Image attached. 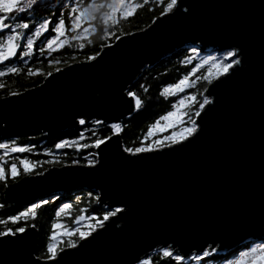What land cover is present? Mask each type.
<instances>
[{
  "label": "water",
  "instance_id": "1",
  "mask_svg": "<svg viewBox=\"0 0 264 264\" xmlns=\"http://www.w3.org/2000/svg\"><path fill=\"white\" fill-rule=\"evenodd\" d=\"M196 45L218 54L238 45L244 63L226 82L206 87L213 104L196 117L192 143L132 156L117 132L95 149V167L53 166L6 185L4 199L15 205L49 191H94L99 205L126 209L95 239L80 241L83 247L64 248L60 264H128L164 246L187 259L205 247L228 253L264 237V0H179L174 14L120 36L96 61L70 63L0 98V127L51 136L77 128L81 117L118 124L136 110L127 92L143 69ZM19 235L0 238L15 240L0 245V264H56L36 255V226Z\"/></svg>",
  "mask_w": 264,
  "mask_h": 264
},
{
  "label": "trees",
  "instance_id": "2",
  "mask_svg": "<svg viewBox=\"0 0 264 264\" xmlns=\"http://www.w3.org/2000/svg\"><path fill=\"white\" fill-rule=\"evenodd\" d=\"M74 0H41L42 6L38 9L34 16L29 20L33 25H38L43 19H51L52 16H60L64 13L66 23L70 27V22L67 20V10L70 3ZM97 3L102 0H96ZM142 7L138 12L128 20H122L117 26L112 27L109 24L107 27L111 29L113 35L105 36V25L103 20L98 18L95 21V32H89L87 39L72 40L70 37L73 35L71 31L67 32L63 39L66 41L65 47L56 51L49 52L45 49L43 53L40 49L44 47L46 38L49 33H44L41 37H37L34 40L33 53L30 57H13L10 61L4 62L0 65V71H4L5 75L0 77V98L6 97L9 93H20L27 89L40 85L48 73H53L56 69H60L70 63L76 61L86 60L88 55L95 54L101 51V43L107 45L113 43L116 39L115 36H122L124 34L139 31L147 27L152 21L153 17H158L160 12L163 11V4L167 3V0H161V3H157L156 0H150L145 6L143 0H138ZM107 11V9H105ZM32 15V14H27ZM35 29L33 28V31ZM51 35H55L51 33ZM26 39V38H25ZM84 46L81 47L80 45ZM191 47H182L167 57L161 59L159 63L152 67L143 69L138 78L130 85L128 92L131 91L136 97L141 99V108L137 109L127 118L120 121L121 128L118 132L121 133L122 142L124 147H139L143 141L145 144L151 143L155 139H163L170 130H179V126L175 129L171 128L167 130V133H152L149 134L148 129L150 125L155 124L159 117L166 115L173 109V105L179 102L180 99H184L190 95L196 96V101L192 104L191 109H185L187 112L183 119L187 121L188 115H194V111L198 108L199 102H202L203 95L206 87L209 85L202 79L203 75L207 72V68L198 69L190 77V81H195L194 84L185 88L182 92H174L173 94L164 93V88L174 85L179 80L191 72V69L195 67L203 57L201 50L196 52L192 51ZM23 49H19L21 51ZM191 58L190 60L188 58ZM183 61V63H182ZM52 62V63H50ZM17 67L20 69L18 73L12 74L7 72V68ZM29 69H32L36 74L30 75ZM39 69L38 72L36 70ZM197 77L201 79L197 80ZM94 121V120H93ZM93 121L86 122L85 125H78L77 128L72 130H64L56 135H47L40 131L32 130H2L0 127V142H12L15 141L21 145H27L31 151L25 153H11L5 157L8 164L17 163L19 165V158H27L29 160L38 162L33 170L34 174L43 173L47 169L53 166H63L72 164L73 160L79 161L78 164L87 163L86 157L96 158V155H90L95 153V148L91 145L95 139H100L105 136H111L113 131L111 124H94ZM172 133V132H171ZM60 141H68L69 143L63 149H56L55 144ZM88 144V148L78 149L77 145ZM2 154V150H0ZM23 173L22 167L19 168ZM24 175H21V177ZM17 181V180H16ZM15 182L10 177L6 182H0V219H7L12 215H18L20 212L25 211L29 206L28 203L21 205H15L13 203L6 202L3 196V191L7 184ZM91 193H73L61 196L57 194L55 197L58 199L52 200V197H47V205L42 206L37 210V218L33 219L31 215L27 220H19L17 224H12L10 221L7 224L0 225V231L6 228H15L17 226L28 227L35 225L38 229V249L36 255L40 258L46 259V245L49 243V237L51 236L53 229L52 224L56 223L59 219H66L70 224H75V218L81 216H95L96 219H102V214L105 211H110L104 206L99 205L95 199L97 193L94 191H88ZM79 198V199H77ZM68 201L72 205L67 214H62L61 217H56V209L59 208V203ZM33 203H37L32 201ZM83 210V211H81ZM87 220V219H85ZM91 221V220H90ZM94 221V220H93ZM85 227L82 226L83 230ZM68 237H63V240L58 247L66 248V241ZM251 243V242H250ZM250 243H245L236 249L228 253H215L210 257L216 259H225L237 253L241 248L248 246ZM148 256L155 257L159 260L158 253H150Z\"/></svg>",
  "mask_w": 264,
  "mask_h": 264
},
{
  "label": "snow or ice",
  "instance_id": "3",
  "mask_svg": "<svg viewBox=\"0 0 264 264\" xmlns=\"http://www.w3.org/2000/svg\"><path fill=\"white\" fill-rule=\"evenodd\" d=\"M150 0H143V4L146 6ZM157 3H161V0H156ZM47 0H45V4ZM179 0H167L166 4H163V11L160 12V16H167L168 14H174L178 11ZM42 6L41 0H0V65L4 62L10 61L13 57L19 55V57H30L33 53L34 40L37 37H41L44 33H49L46 38V43L40 52L43 53L45 49L49 52L59 50L65 47L66 41L63 39L66 33L71 31L73 35L70 37L72 40H83L87 39V34L95 32L94 27L95 21L100 18L103 20L105 27L104 35H113L111 29L107 27L111 24L112 27L117 26L122 20H128L133 17L138 10L142 7L138 0H102V2L97 3L96 0H74L70 3L67 10V20L70 22V27L64 18V13L60 16H52L51 19L45 18L38 25H33L29 22L32 16L35 15L36 11ZM107 9V11H105ZM189 9H184L187 13ZM32 14L27 15V14ZM156 18L153 17V23H155ZM33 28L35 29L33 31ZM54 33L55 35H51ZM130 34V33H129ZM26 38V39H25ZM115 39L119 40V36H115ZM81 47L84 45L81 44ZM104 47H111V44L101 43V51ZM227 50L223 51L219 55H206L201 58V60L195 64V67L191 69L187 75L183 76L178 83L170 85L164 88V93L173 94L174 92H182L185 88H188L195 81H190L189 77L195 73L198 69L207 68V72L203 75L202 79L207 82V84L212 85L213 82L224 83L230 79L236 72L239 71L240 67L243 66L242 52L243 49L238 45L226 46ZM19 49H23L18 52ZM193 52L197 49L193 48ZM101 55V52H96L95 54L88 55L86 57L87 63L96 61ZM191 59L190 57L188 58ZM52 63V62H50ZM183 63V61H182ZM61 71V69H56ZM20 71L17 67L7 68L8 73H18ZM39 69L36 70L38 72ZM29 74H36L32 69H29ZM5 72L0 71V77L4 76ZM49 76L52 73H48ZM197 80L201 77H197ZM3 87V85H0ZM9 95H19V93H9ZM129 97L135 100V106L137 109L141 108V99L136 97L131 91L127 92ZM203 95V93H201ZM196 101V96L190 95L184 99H180L178 104L182 107L177 108V105H173L177 108L176 111H170L166 115L159 117L155 124L150 125L148 132L153 133L154 129H159L161 127L160 122H166L163 126L175 129L179 126V130H173L171 135L165 136L162 140L155 139L151 143L145 144L143 141L139 147H125L123 151L132 156H139L140 154H149L156 151H160L164 148H169L173 151L177 150L178 147L182 148L185 143H192V141L199 135L200 124L198 123L196 117H200L201 113L205 110L206 106L213 104V100L206 95H203L202 102H199L198 108L194 111V115H188L187 121L182 119L184 115L187 114L185 109H191L192 104ZM80 125H85L86 120L84 118H79L77 121ZM94 124H102L101 120H94ZM111 129L113 133H117L121 125L117 123L111 124ZM111 137L105 136L100 139H95L91 145L92 148L99 149L101 145H105L106 141H110ZM69 142L60 141L55 144L56 149H63ZM88 144L77 145L78 149L88 148ZM0 182H6L10 177L13 181L18 180L21 175L31 176L33 174V169L38 162L29 160L27 158H19V165L15 162L8 164L5 157L9 156L11 153H25L31 151L30 147L27 145H21L12 142H0ZM95 156L96 154H90ZM87 160V167H95L100 163L99 159H89ZM79 161L73 160L72 164H78ZM23 169V173L19 171V168ZM38 175H43L38 173ZM91 196V193H89ZM58 199L57 197H52V200ZM79 199V198H77ZM99 201V196L95 197ZM48 200H40L37 203H32L25 211L20 212L18 215H12L7 217V219H0V225L7 224L9 221L12 224H17L19 220H27L28 216L31 215L33 219L37 218V210L42 206L47 205ZM72 205L69 203H63L56 209V217H61L62 214H67L71 209ZM83 211V210H81ZM126 209L123 207H116L113 210L105 211L102 214V219H96L95 216L88 217L89 220H94V223H88L86 230L81 228H70L65 227L62 223H53L52 229L54 230L49 237V243L46 245L47 260L56 261V264H60V260L63 259L60 256L61 253L65 252L63 247H58L61 243L63 237H68L66 241V247L68 249H78L83 247L80 241H87L89 237L95 239L93 235H99L98 229H104L106 222L112 217H117L118 214L125 213ZM122 218V217H120ZM85 220L84 216H77L75 218V223H80ZM35 227V225H32ZM26 227L17 226L15 228H6L0 231V238L14 237L16 239H23ZM15 240L7 241L0 239V245L4 243H14ZM219 249L216 247H205L200 253L195 256H189L187 259L199 261L200 264H204L205 258L213 256ZM234 259H225V264H264V237L259 238L258 242L250 243L247 247L239 250L238 253H233ZM146 258H141L138 254L133 255L128 264H183L186 259L185 255L177 254L171 246H164L159 248L157 260L155 257L147 256Z\"/></svg>",
  "mask_w": 264,
  "mask_h": 264
},
{
  "label": "rangeland",
  "instance_id": "4",
  "mask_svg": "<svg viewBox=\"0 0 264 264\" xmlns=\"http://www.w3.org/2000/svg\"><path fill=\"white\" fill-rule=\"evenodd\" d=\"M191 48H196L197 50L200 49L201 50V54L202 56H206V55H219L218 53H216L215 51H213L211 48H207V49H202V47L200 46H189ZM221 54V53H220ZM83 61H86V60H83ZM177 105V108H180L182 106H180L178 103H176ZM177 108H174L171 110V111H176ZM184 117V116H183ZM182 117V119H183ZM166 122L164 121H161L160 124H161V127L159 129H154L153 130V133H167V130L168 129H171V128H168V127H164L163 125L165 124ZM172 130H170V132L168 134H171ZM93 157H89V159H92ZM97 159V158H95ZM87 163H85L86 165ZM23 170V169H22ZM34 170V169H33ZM20 171V169H19ZM44 173V172H43ZM34 175V173L32 174ZM73 193H77V192H73ZM73 193H67V194H73ZM57 194L56 193H52V191H49V193L47 194H44V195H41L39 197H37L35 199V202H38L40 200H45L47 197H54L56 196ZM98 195V194H97ZM61 196H64L61 194ZM33 202H31L30 204H28V206H30ZM63 203H69L68 201H63L59 203L58 207L63 204ZM70 204V203H69ZM81 216H84L85 219L87 220H84L80 223H75L74 225L70 224L66 219H59L56 223H62L65 227H70V228H81L82 226H84L85 228L83 230H86L87 228V224L88 223H94L95 221L93 220H89L88 217H91V216H85V215H81ZM54 231V230H53ZM63 240V238L61 239V241ZM255 242H258V241H255ZM251 243H254V242H251ZM247 247V246H246ZM243 248H241L240 250H242ZM159 250V249H158ZM158 250H155L154 253H158ZM217 253V252H216ZM238 253V252H237ZM191 256H195V255H191ZM225 259H234V256L232 255L231 257L229 258H225ZM225 259H216V258H212V260L209 258H205V261H204V264H225ZM174 264V262H173ZM183 264H200L199 261H195V260H189V259H185L183 261Z\"/></svg>",
  "mask_w": 264,
  "mask_h": 264
},
{
  "label": "flooded vegetation",
  "instance_id": "5",
  "mask_svg": "<svg viewBox=\"0 0 264 264\" xmlns=\"http://www.w3.org/2000/svg\"><path fill=\"white\" fill-rule=\"evenodd\" d=\"M81 192H84V193H89L88 191H80V192H77V193H81Z\"/></svg>",
  "mask_w": 264,
  "mask_h": 264
}]
</instances>
